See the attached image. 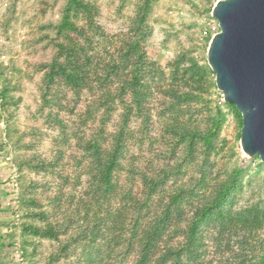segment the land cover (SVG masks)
<instances>
[{"label": "rangeland", "instance_id": "obj_1", "mask_svg": "<svg viewBox=\"0 0 264 264\" xmlns=\"http://www.w3.org/2000/svg\"><path fill=\"white\" fill-rule=\"evenodd\" d=\"M85 1L95 7L94 21L102 29L103 38L92 33L95 48L100 57L107 59L119 45L118 38L129 34L139 0ZM217 1L199 0L194 5L191 0L155 1L148 16L151 35L144 47L148 58L162 69L164 75L153 82L158 89L151 86L153 95L143 103V108L140 111L135 106L132 108V116L124 130L121 168L115 174L120 187L131 190L134 198L143 200L146 193L143 173L158 174L183 162L185 172L166 181L150 202L154 203L151 207L154 211L157 201L166 200L167 193L180 183H197L200 194L180 204L186 219L219 181L234 175L237 170L241 171L240 187L234 193L229 210L235 213L250 206L264 210V163L256 156L247 157L241 150V118L223 101L215 86L214 74L206 59L210 40L201 37L197 24L199 18H209ZM68 3L69 0H0V92L3 100L0 214L6 212L9 217V220H0V228L6 229L5 232L0 229V264H14L12 257L19 249L27 254L28 264H79L80 254L73 250L65 255L60 253L54 259L69 235L55 240L33 235L32 231L25 233L24 226L59 225L65 211L71 212L80 199H90L87 146L97 142L101 151L111 149L122 126L124 106L131 103L128 95L123 101L115 96L108 112L100 104V89L96 87L76 91L56 80L49 89L45 88L47 66L55 59L57 45L65 43L58 34V26ZM170 9H182L184 14H170ZM85 19L82 12L72 16L78 26L86 25ZM182 50L190 52L196 64L206 70H198L201 79H187V83L172 85L177 91L191 95L189 100L177 102L176 98L161 91V87L170 85L171 62ZM110 90L116 93L117 85H111ZM57 118L63 122V127L56 122ZM177 123L201 132L216 130L212 148L206 150L201 141L197 142L190 156L186 141L173 133ZM12 166L18 173L16 189L20 219L17 224L4 204L13 188ZM201 174H205L206 184L199 188ZM91 203L96 209L94 201ZM38 213H44L45 219L36 215ZM112 213L111 224L102 227L103 231L106 227V232L113 237L109 246L119 244L116 248L118 259L133 264L137 254L127 255L123 251L129 219L124 221V228L119 233L112 227L113 222L126 215L119 201L103 204L99 216L111 219ZM81 215L70 213L79 224L84 222ZM178 224L183 226L184 222ZM212 234V228L205 231L207 239ZM259 235L264 239V219ZM181 241V237L176 240ZM210 251L211 254L218 253L216 260L219 255L222 260L228 258L225 248H218L217 243L211 244Z\"/></svg>", "mask_w": 264, "mask_h": 264}, {"label": "trees", "instance_id": "obj_2", "mask_svg": "<svg viewBox=\"0 0 264 264\" xmlns=\"http://www.w3.org/2000/svg\"><path fill=\"white\" fill-rule=\"evenodd\" d=\"M155 1L157 0L138 1L129 34L118 38L119 45L106 59L100 57L92 34L96 33L103 38L100 34L102 29L94 21L95 7L85 0H69L58 26V34L65 43L57 45L55 59L47 66L45 88L49 89L56 80L76 91L93 90L96 87L100 89V104L108 112L115 96L123 101V97L128 95L131 103L124 106L122 126L114 137L111 149L101 151V145L97 142L87 146L90 154L87 166L90 176V199H80L71 212L65 211L59 225L47 223L44 228H40L26 224L24 232L32 231L33 235L55 240L69 235L54 259L58 258L60 253L65 255L69 250H73L80 254L79 264H126V261L117 257L116 248L119 244L110 248L113 237L106 232V227L105 231L102 228L105 224H111L113 213L110 215L111 219L99 216L103 204L119 201L126 215L113 222L112 227H116L119 233L124 228V221L129 219L130 228L127 238L123 241V251L127 255L137 254L133 264H264V239L259 235L264 210L254 206L235 213L229 210L234 193L240 187L238 177L241 171L237 170L234 175L219 181L212 192L193 209L189 219L184 217L180 204L200 194L197 183H180L167 193L166 200L157 201L154 211H151L154 203L150 202L166 181L185 172L183 162H178L174 167L166 168L158 174L143 173L142 181L146 189L143 200L134 198L131 190L120 187L115 178L121 168L124 130L132 116V108L135 106L137 111L143 108V103L153 95L151 86L158 89L154 83L164 75L162 69L148 58L144 47L151 35L148 16ZM79 12L86 15V25L78 26L72 20V16H77ZM105 42L111 43L106 39ZM198 70L202 72L206 68L199 67L190 52L180 51L170 65V85L161 87V91L176 98L177 102L189 100L191 95L177 91L172 85L187 83V79H201ZM113 84L117 85V92L114 94L110 90ZM229 107L241 118L233 105ZM56 122L64 126L60 119L57 118ZM176 127L173 133L182 141H186L190 156L197 142L201 141L206 150L212 148L216 130H190L180 123H177ZM204 184L206 176L201 174L199 188ZM92 201L96 209L93 208ZM68 204H71V201ZM70 213L82 214L80 218L84 222L79 224L78 219L70 217ZM36 215L45 219L44 213ZM179 222H184V225H179ZM209 228L213 229V234L207 239L205 231ZM179 237L182 241L176 242ZM27 240L25 238V241ZM212 243H217L218 248L224 247L228 258L222 260L219 255L216 260L218 253L211 254L210 251Z\"/></svg>", "mask_w": 264, "mask_h": 264}, {"label": "water", "instance_id": "obj_3", "mask_svg": "<svg viewBox=\"0 0 264 264\" xmlns=\"http://www.w3.org/2000/svg\"><path fill=\"white\" fill-rule=\"evenodd\" d=\"M211 15L219 32L207 64L223 101L241 115L242 152L264 163V0H219Z\"/></svg>", "mask_w": 264, "mask_h": 264}, {"label": "built area", "instance_id": "obj_4", "mask_svg": "<svg viewBox=\"0 0 264 264\" xmlns=\"http://www.w3.org/2000/svg\"><path fill=\"white\" fill-rule=\"evenodd\" d=\"M199 0H191L192 4H197ZM170 14H176V15H183L184 11L182 9L175 10V9H170L169 10ZM198 28L200 30V35L204 39H209L219 32V25L216 19H214L210 13L209 18L207 17H202L197 20ZM1 89V85H0ZM2 98L0 96V116H2ZM17 168L15 166H12L11 169V185L13 188L9 191V197L5 201V207L8 208L11 211L12 214V219L14 220V223L17 224L20 219V213H19V197L17 194ZM14 264H28L27 258L25 256V253L22 250H17L15 251V254L12 257Z\"/></svg>", "mask_w": 264, "mask_h": 264}, {"label": "crops", "instance_id": "obj_5", "mask_svg": "<svg viewBox=\"0 0 264 264\" xmlns=\"http://www.w3.org/2000/svg\"><path fill=\"white\" fill-rule=\"evenodd\" d=\"M6 215H7L6 212L1 213L0 214V220L1 221L9 220V217H6ZM0 229L2 230V232L6 231L5 227H1Z\"/></svg>", "mask_w": 264, "mask_h": 264}]
</instances>
